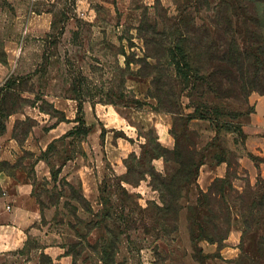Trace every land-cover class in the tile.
<instances>
[{"label": "rangeland", "instance_id": "374dc122", "mask_svg": "<svg viewBox=\"0 0 264 264\" xmlns=\"http://www.w3.org/2000/svg\"><path fill=\"white\" fill-rule=\"evenodd\" d=\"M0 64V264H264V0H0Z\"/></svg>", "mask_w": 264, "mask_h": 264}, {"label": "crops", "instance_id": "0c3cea01", "mask_svg": "<svg viewBox=\"0 0 264 264\" xmlns=\"http://www.w3.org/2000/svg\"><path fill=\"white\" fill-rule=\"evenodd\" d=\"M5 51L8 53L7 49ZM6 72H8L7 66L5 67L0 64V75ZM254 104L255 112L253 116L255 124L264 130V97L255 98ZM59 128L60 125H57L51 132ZM157 135L159 134L157 133ZM158 141L166 148L171 147L173 144L172 140L168 137L166 129L161 130ZM249 150L251 149L249 148ZM2 195L5 198L7 193L4 192ZM7 206L10 208L9 210L6 209ZM41 215L40 209L35 204L19 205L14 214L11 213V206L9 204L5 205L4 211L0 209V258L7 257L9 251L23 246L24 237L26 236L25 229L37 221Z\"/></svg>", "mask_w": 264, "mask_h": 264}, {"label": "trees", "instance_id": "16d2710c", "mask_svg": "<svg viewBox=\"0 0 264 264\" xmlns=\"http://www.w3.org/2000/svg\"><path fill=\"white\" fill-rule=\"evenodd\" d=\"M16 82L14 81L12 85L15 86ZM18 82H20V81H18ZM7 91H14V89L9 87L8 84H5V85L2 86V89L0 90V92H7ZM2 131H4V128H2ZM158 145H159V143H158ZM159 147L162 148L160 145H159ZM162 149L166 150V152H168V153L169 152L172 153L174 156L178 155V151H179L178 146H175L173 150H167V149H164V148H162Z\"/></svg>", "mask_w": 264, "mask_h": 264}, {"label": "built area", "instance_id": "2783aa9c", "mask_svg": "<svg viewBox=\"0 0 264 264\" xmlns=\"http://www.w3.org/2000/svg\"><path fill=\"white\" fill-rule=\"evenodd\" d=\"M6 209L9 210L10 208L7 206Z\"/></svg>", "mask_w": 264, "mask_h": 264}]
</instances>
